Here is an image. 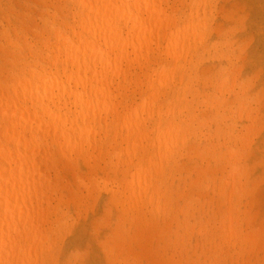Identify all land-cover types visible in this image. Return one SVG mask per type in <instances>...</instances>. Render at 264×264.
I'll return each instance as SVG.
<instances>
[{
  "label": "rangeland",
  "instance_id": "374dc122",
  "mask_svg": "<svg viewBox=\"0 0 264 264\" xmlns=\"http://www.w3.org/2000/svg\"><path fill=\"white\" fill-rule=\"evenodd\" d=\"M208 1L199 35L163 85L164 105L178 92L182 99V76L187 100L176 105L186 131L161 175V203L126 193L127 141L112 134L102 154L72 155L49 142L41 165L67 221L55 235L54 264H264V0ZM65 15V0H0V85L32 62L30 52L42 53L50 23ZM147 68L113 88L122 119ZM139 145V158L155 150Z\"/></svg>",
  "mask_w": 264,
  "mask_h": 264
},
{
  "label": "bare ground",
  "instance_id": "6f19581e",
  "mask_svg": "<svg viewBox=\"0 0 264 264\" xmlns=\"http://www.w3.org/2000/svg\"><path fill=\"white\" fill-rule=\"evenodd\" d=\"M65 2V18L50 23L42 53L30 52L32 62L0 85V264H54L55 235L67 221L52 205L41 165L51 155L49 142L72 155L102 154L112 134L127 141L125 191L131 201L148 198L153 205L165 199L166 164L186 131L177 121L184 111L176 110L187 100L184 79L183 98L178 92L166 105L163 85L199 35L209 1L177 0L172 7L169 0ZM136 68H147L146 83L122 119L113 88L130 83ZM143 140L155 150L143 149L139 158Z\"/></svg>",
  "mask_w": 264,
  "mask_h": 264
}]
</instances>
